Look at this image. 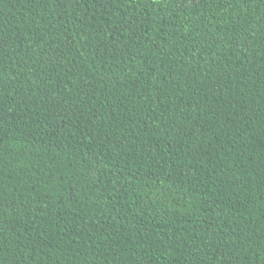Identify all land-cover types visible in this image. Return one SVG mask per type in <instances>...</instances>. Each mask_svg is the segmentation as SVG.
<instances>
[{
  "label": "trees",
  "instance_id": "obj_1",
  "mask_svg": "<svg viewBox=\"0 0 264 264\" xmlns=\"http://www.w3.org/2000/svg\"><path fill=\"white\" fill-rule=\"evenodd\" d=\"M0 264H264V0H0Z\"/></svg>",
  "mask_w": 264,
  "mask_h": 264
}]
</instances>
